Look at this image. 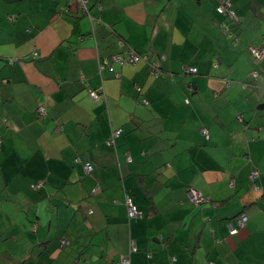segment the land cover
Wrapping results in <instances>:
<instances>
[{"label": "crops", "instance_id": "crops-1", "mask_svg": "<svg viewBox=\"0 0 264 264\" xmlns=\"http://www.w3.org/2000/svg\"><path fill=\"white\" fill-rule=\"evenodd\" d=\"M219 1L0 0V264H264V0Z\"/></svg>", "mask_w": 264, "mask_h": 264}, {"label": "built area", "instance_id": "built-area-1", "mask_svg": "<svg viewBox=\"0 0 264 264\" xmlns=\"http://www.w3.org/2000/svg\"><path fill=\"white\" fill-rule=\"evenodd\" d=\"M67 3H75L76 5L79 4L84 6L86 0H66ZM230 1L229 0H220L219 4L216 6V11L220 14H222L224 16V20L221 22V25L224 27L225 31H227L229 33V35L231 34V30L233 28V26L236 23L237 17L235 15V12L233 10V8L230 5ZM64 8H66L64 6ZM235 39L237 40V36L235 37ZM251 50V54L254 57V59H257L259 57H261L263 51H264V46L263 47H250ZM110 60H117L119 62H145L147 63L150 67H151V73L153 74H157L159 69L157 68V61H153L151 60L147 54L145 53H139L136 50H132L131 52L128 53L126 58H122L119 55H112L109 57H106L103 59V61H105V63H109ZM185 72H196V68L195 67H187V69L185 70ZM252 75L255 76L256 75V71L253 70L252 71ZM137 89L140 90L141 88L139 86H137ZM102 93V91H98L97 89H88V94L90 97L92 98H97L100 96V94ZM143 103H147L146 99L143 98L142 99ZM185 101L187 102L188 100L185 99ZM201 130L206 133L207 131L204 128H201ZM121 131V127H117L115 129L112 130V137L116 136L119 134V132ZM109 142H112V139L109 140ZM126 159L128 161L131 160V157L129 154L126 155ZM83 167L86 170H90L91 167V163L86 161L83 164ZM258 175V171L254 168L251 169L250 173H249V177L250 178H254ZM230 184H232V181L230 182ZM187 197H188V201L191 204H198L201 203L202 201H204L207 197H205L199 190L193 188V187H189L188 191H187ZM125 204H126V208H127V215L128 217H136L140 215V211L136 208L135 204L132 202L131 198L126 195L125 196ZM247 219V216L245 214H239L238 218L236 220L237 225L238 226H242L245 221ZM237 231V228L235 226H233L232 224L229 225V232L230 233H234ZM129 252L130 251H134L136 250V246H135V242L134 240H130L129 242ZM121 263L124 264H129V253L122 255ZM209 264H214L212 261L209 262Z\"/></svg>", "mask_w": 264, "mask_h": 264}, {"label": "trees", "instance_id": "trees-1", "mask_svg": "<svg viewBox=\"0 0 264 264\" xmlns=\"http://www.w3.org/2000/svg\"><path fill=\"white\" fill-rule=\"evenodd\" d=\"M117 128V127H116ZM121 129H122V127H121ZM122 131V130H121ZM121 131L119 132V134L118 135H116V136H114V137H112V132L110 133V136L108 137V139H106V143H108V144H110V145H114V139H115V137H117V136H119L120 135V133H121ZM112 139V142H109V140H111ZM127 154H129L128 152L127 153H125V158H126V155ZM130 155V154H129ZM130 157H131V160L130 161H132V156L130 155ZM76 159H78V158H76ZM127 160V159H126ZM128 161V160H127ZM89 162V161H88ZM91 163V162H90ZM83 166V165H82ZM91 167H92V163H91ZM84 168V167H83ZM92 169V168H91ZM91 169L90 170H86L85 168H84V170H85V172L86 173H89L90 171H91ZM255 169V168H254ZM258 171V170H257ZM258 175H259V171H258ZM257 175V176H258ZM256 176V177H257ZM250 178V177H249ZM255 178V177H254ZM254 178H250V179H254ZM252 186H253V188L254 189H257L258 188V186L253 182L252 183ZM126 195H128V194H125V196ZM129 196V195H128ZM130 197V196H129ZM131 198V197H130ZM207 199V198H206ZM205 199V200H206ZM131 200H132V198H131ZM204 200V201H205ZM204 201H202V202H204ZM124 202H125V199H124ZM133 202V201H132ZM189 202V201H188ZM201 202V203H202ZM198 204H200V203H198ZM126 205V204H125ZM194 205H197V204H194ZM126 211H127V208H126ZM92 212V209L91 208H89L88 209V212L87 213H91ZM129 218H132V217H129ZM58 239H59V237H58Z\"/></svg>", "mask_w": 264, "mask_h": 264}, {"label": "clouds", "instance_id": "clouds-1", "mask_svg": "<svg viewBox=\"0 0 264 264\" xmlns=\"http://www.w3.org/2000/svg\"><path fill=\"white\" fill-rule=\"evenodd\" d=\"M229 1H230V0H229ZM219 2H220V1H219ZM230 3H231V1H230ZM218 4H219V3H218ZM218 4H217V5H218ZM217 5H216V6H217ZM230 5H231V4H230ZM231 7H232V5H231ZM232 8H233V7H232ZM233 10H234V9H233ZM215 11H216V7H215ZM216 12H217V11H216ZM234 12H235V10H234ZM217 13H218V12H217ZM219 14H220V13H219ZM220 15L223 16L222 14H220ZM235 15H236V14H235ZM223 17H224V16H223ZM236 17H237V16H236ZM223 20H224V19H223ZM223 20H222V21H223ZM222 21H221V22H222ZM237 38H238V36H237ZM136 51H137V50H136ZM137 52H138V51H137ZM139 53H142V52H139ZM145 54H146V53H145ZM147 55H148V54H147ZM148 57H149V55H148ZM149 58H150L151 60L155 61V62L157 61V68L159 69V71H158V73H159V72H160V65H159L158 58H160V56L158 55V57H149ZM139 62H142V61H139ZM131 63H134V62H131ZM135 63H138V62H135ZM142 63H145V62H142ZM145 64L148 66V71H149V73L153 75V73H151V67H150L147 63H145ZM158 73H157V74H158ZM190 73H191V72H190ZM192 73H193V72H192ZM157 74H154V75H157ZM139 87H140V86H139ZM142 99H143V98H142ZM142 99H141V102H143ZM146 101H147V100H146ZM144 104H147V103H144Z\"/></svg>", "mask_w": 264, "mask_h": 264}, {"label": "water", "instance_id": "water-1", "mask_svg": "<svg viewBox=\"0 0 264 264\" xmlns=\"http://www.w3.org/2000/svg\"><path fill=\"white\" fill-rule=\"evenodd\" d=\"M135 246H136V244H135Z\"/></svg>", "mask_w": 264, "mask_h": 264}]
</instances>
